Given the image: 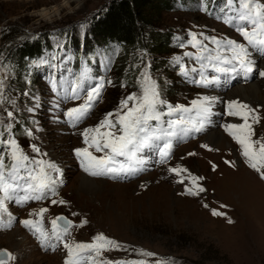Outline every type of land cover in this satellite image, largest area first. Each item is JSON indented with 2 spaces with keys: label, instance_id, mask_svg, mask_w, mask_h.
Here are the masks:
<instances>
[{
  "label": "rangeland",
  "instance_id": "obj_1",
  "mask_svg": "<svg viewBox=\"0 0 264 264\" xmlns=\"http://www.w3.org/2000/svg\"><path fill=\"white\" fill-rule=\"evenodd\" d=\"M65 1L0 0V79L4 80V97L15 102L0 104V120L12 124L11 132L5 136L14 137L30 158L52 162L59 169L51 173L56 180L54 192H48L40 200H29L22 207L13 200L5 201L6 211L0 209V252L15 257L7 264H64L67 250L63 244L61 249L45 253L40 246L39 232L30 231L23 223L30 220L44 231H50L51 221L57 217L72 222L69 234L63 238L66 243H91L99 234L117 242L120 247L103 251L98 258L101 262L264 264V178L249 167L240 145L226 131L231 122L245 123L242 116L230 115V111L251 110L247 123L255 132L253 139L264 138V83L259 78L262 70L259 73L254 68L253 81L230 89L248 87L259 81L260 93H246L249 99L233 98L234 89L227 92L221 86L203 89L196 82L191 84L183 74L184 71L193 73L194 81L201 79V73L211 79L214 75L209 71H214L212 65L219 63L214 58L231 55L227 41L242 36L233 33L234 27L215 22L209 16L211 8L207 12L198 9L199 13L194 12L196 6L191 11L163 13L162 27L174 30L181 41H186L184 47L169 57L170 72L157 71L159 65L142 54L144 60L135 87H128L117 79L114 66L100 59L97 67L105 81L103 91L90 107L89 117L74 122L66 115L67 111L85 100L64 104L66 98L60 99L53 93L42 69L47 60L35 64L38 75L34 86L29 82L24 86L16 74V50L26 40L49 37L54 50L61 48L65 40L69 53L76 56L93 53L94 46L90 47L87 35L88 24L112 0ZM190 34L210 45L214 35L224 39L214 52L215 57L208 54L211 51H207V46L195 53L194 57H200L201 63L185 67L184 63L193 55ZM242 44L247 45L246 41ZM255 59L264 61V57ZM145 73L156 82L161 99L167 104L192 108L193 101L212 94L225 95L224 103L218 107L207 102L213 114L212 122L197 138L177 145L167 162L160 163L162 158L155 149L149 157L154 159L151 167L135 181L114 183L109 175H90L98 187L89 190L82 186V176H89L78 164L81 157L75 153L76 149L88 147L82 133L95 129L110 113L114 114L111 119L115 121L116 113L127 111L121 110V102L130 94H140ZM233 102L230 109L229 104ZM236 104L247 105V111ZM162 110L167 112V105ZM8 111L13 112L14 119L7 117ZM253 115L259 117L258 123L252 122ZM214 134L219 137L216 141L210 138ZM31 145L40 151L33 152ZM173 168L186 171L177 175L171 171ZM190 176L199 178L197 183L203 192L197 191ZM189 190L196 194H189ZM54 200L57 203L53 204ZM41 209H47L42 216ZM213 211L221 215H213Z\"/></svg>",
  "mask_w": 264,
  "mask_h": 264
},
{
  "label": "snow or ice",
  "instance_id": "obj_2",
  "mask_svg": "<svg viewBox=\"0 0 264 264\" xmlns=\"http://www.w3.org/2000/svg\"><path fill=\"white\" fill-rule=\"evenodd\" d=\"M203 10L207 11V6ZM220 12L224 16H217L216 18H223L224 23L235 26V30L243 37L247 45L264 50V0H223ZM229 12L232 15H228ZM193 40H195V37H193ZM227 45L231 57H224L223 59L220 56L215 57L214 59L219 61V63L212 65L215 72H236L238 70L236 65H238L239 70L245 73L253 72L252 62L248 59V48L235 40H228ZM197 59H200V57H197ZM223 65L233 66L224 67ZM193 71H196V69H193ZM185 75H187L186 72ZM260 75L264 76V71ZM86 79H88L87 74H83L81 80ZM218 81L219 77L217 76L209 79L201 73V79L194 82L211 85ZM3 87L4 80L0 79V104L5 102L14 104V101H8L4 97ZM78 87H80V83H77L72 90L74 98L75 89ZM102 87L103 84H98L86 92L85 103L68 111L67 115L70 120L79 121L87 115L95 98L100 96ZM130 101L132 102L131 107H129ZM234 104L235 102L230 103L229 108H233ZM165 105H167L166 113L161 110L162 106ZM235 106L241 109L248 108L247 105L236 104ZM123 109H127V111L116 113L115 121L111 119L114 114L110 113L95 129H86L82 133L85 138L84 142L88 147H95L97 152L108 150L105 155L100 157L89 152L88 147L75 150L76 155L82 157L81 167L90 175L134 173L137 171L135 167H126L125 163L117 158L123 157L129 165L140 163L138 153L146 149L154 148L158 150L162 158L161 162H165L173 147V139H183L193 131H201L204 122L210 115L207 98L193 101L192 108L167 104L166 101L161 99L158 85L147 73L144 74L140 94L133 93L124 99L121 102V110ZM28 110L32 111L33 109ZM193 110H195V116L186 117L184 115ZM229 114L240 115L245 120L244 124L228 125L226 131L240 145L242 155L246 158L249 167L260 173L261 177L264 178V138L253 139L255 132L252 125L247 123L251 110H248L247 113L230 111ZM165 116L169 119H163ZM174 116L177 118H172ZM7 117L10 120L14 119L13 112L8 111ZM252 122L258 123L259 117L253 115ZM0 126H2L0 128V209H4L5 201L15 200L17 204L22 205L29 200L43 199L50 191L54 192L53 186L56 180L53 179L51 173L59 171L57 166L43 159L30 158L14 137L11 135L5 136L6 132H11L12 124L0 120ZM101 129H105V131L102 132ZM27 134L32 135L31 132ZM31 148L33 152L38 153L40 151L35 145H31ZM171 171L179 175L186 170L173 168ZM189 178L198 192L204 191L197 183L199 178L191 176ZM20 192L24 194L21 196L19 195ZM189 194L196 193L189 190ZM52 203L55 204L57 201L54 200ZM60 203L64 202L60 201ZM4 210L6 211V209ZM46 211L47 209H41L39 215L42 216ZM213 215H221V213L213 211ZM61 220L64 221L63 226L58 223ZM23 223L25 226L32 227L36 232H39L43 239H48V233L39 225L34 224L33 221L25 220ZM51 224L53 226L52 235L58 241L63 236L68 235L73 226L72 222L64 217L53 219ZM63 247L67 250L64 264H112L110 261L101 262L98 258L103 251L118 249L120 246L116 241L99 234L94 237L91 243L76 242L69 244L65 242ZM143 255L152 256L154 254L143 253ZM0 257H7L6 259L0 258V264H7L8 260L15 259L10 253L5 252H0ZM115 264H121V262H115ZM132 264H141V262H132Z\"/></svg>",
  "mask_w": 264,
  "mask_h": 264
},
{
  "label": "trees",
  "instance_id": "obj_3",
  "mask_svg": "<svg viewBox=\"0 0 264 264\" xmlns=\"http://www.w3.org/2000/svg\"><path fill=\"white\" fill-rule=\"evenodd\" d=\"M213 2L214 0H112L88 24L87 35L94 51L90 56L82 55L89 57L87 61L96 76L100 75L97 64L104 58L114 66L117 79L124 81L128 87H135L144 60L142 54L148 55L155 65H159L157 71L164 69V73L168 74L169 57L178 52L179 47H184L186 41H181V36L174 30L162 27L163 13L191 11L195 6L194 12L199 13L198 9H201L203 3H207L210 8ZM49 39L42 37L40 40H26L17 48L16 74L24 86L27 82L33 86L37 82L38 70L35 64L40 60L48 61L42 68L46 80L51 75V69L60 66L59 55L68 49L66 41L63 40L61 48L54 50ZM82 55L76 56L77 67L81 65Z\"/></svg>",
  "mask_w": 264,
  "mask_h": 264
},
{
  "label": "bare ground",
  "instance_id": "obj_4",
  "mask_svg": "<svg viewBox=\"0 0 264 264\" xmlns=\"http://www.w3.org/2000/svg\"><path fill=\"white\" fill-rule=\"evenodd\" d=\"M66 1H67V3H69L71 0H66ZM43 15H46V14H43ZM248 59L252 62L253 68H257L259 72H260V70H262V71L264 70V61H260V60L255 59V58H248ZM259 78L262 79L261 81L264 83V76L259 75ZM257 83L256 82L255 83L253 82V84L251 83V85H249L248 87L243 86V87H240V88L239 87L238 88H235V89L233 88L234 89V91H233V98L238 97V98H241V99H247L248 98V95L247 94L250 93V91H255L257 93L258 92L260 93V89L259 88L262 85H261L260 82L258 84ZM244 87H246V88H244ZM230 89L231 88L227 89L228 90L227 92H229ZM232 90H230V91H232ZM223 93H225V92H223ZM225 97H226L225 95L212 94V95L207 96V102H209L211 105H216V106L220 107V104L221 103H224ZM203 98L205 99L206 97L203 96ZM243 110L247 111L246 109H243ZM230 124L240 125V124H244V123H242V122L239 121V122H231ZM210 138H212L213 140L216 141V140H218L219 137L216 134H214ZM82 181H83V185L82 186L87 187V188H90L89 190H92V188L95 189L96 187H98V183L97 182H94L90 177L87 178L85 176H82Z\"/></svg>",
  "mask_w": 264,
  "mask_h": 264
},
{
  "label": "water",
  "instance_id": "obj_5",
  "mask_svg": "<svg viewBox=\"0 0 264 264\" xmlns=\"http://www.w3.org/2000/svg\"><path fill=\"white\" fill-rule=\"evenodd\" d=\"M59 223H60L61 225H64V221H63V220L59 221ZM1 258H2V257H1ZM4 258H6V257H4Z\"/></svg>",
  "mask_w": 264,
  "mask_h": 264
}]
</instances>
